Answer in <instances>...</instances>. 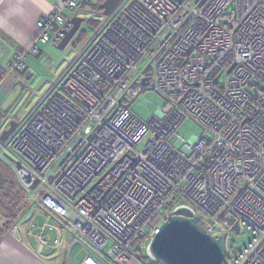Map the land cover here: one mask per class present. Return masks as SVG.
<instances>
[{
	"label": "built area",
	"instance_id": "1",
	"mask_svg": "<svg viewBox=\"0 0 264 264\" xmlns=\"http://www.w3.org/2000/svg\"><path fill=\"white\" fill-rule=\"evenodd\" d=\"M86 3L62 0L37 22L36 40L0 64V91L8 76L27 82L26 59L62 43L64 11ZM105 18L0 140L24 204L69 228L82 264H157L150 244L180 209L226 244L251 234L224 264H264V0H122ZM146 91L165 100L149 121L131 108ZM188 118L205 134L182 139ZM30 224L40 254L61 244L50 222Z\"/></svg>",
	"mask_w": 264,
	"mask_h": 264
},
{
	"label": "crops",
	"instance_id": "2",
	"mask_svg": "<svg viewBox=\"0 0 264 264\" xmlns=\"http://www.w3.org/2000/svg\"><path fill=\"white\" fill-rule=\"evenodd\" d=\"M61 1L0 0V64L3 67L9 63L16 53L25 51L36 40L39 34L37 22L50 14ZM102 1L98 0L90 4L86 3L78 10L67 9L64 11V14L67 18L72 19L74 16H80L82 12H85L88 5L90 7H100ZM68 14H72V16L69 17ZM83 31L84 24H82L77 37L75 36L76 39L74 40L75 37L73 38L74 44L76 40H79V35ZM39 45L40 49L41 46H44L46 49L49 46L48 43ZM31 61H33V58ZM16 85L19 84L16 83L14 77H6L2 82L0 94H6ZM14 179H16L15 176ZM15 191L16 187L13 186L9 189V194L0 192V196L4 195L6 197L7 203L5 206L10 210L9 216L12 217L10 220H13V223L9 220L10 222L4 224L2 218H0V225L5 226V231L0 233V264H82L87 255V250L80 243L71 240V238L61 241L58 247H50V249L45 250L42 254L38 252L35 238L25 232L31 226L30 223L35 221L39 225H42L38 220L39 217H42L44 218V223L48 221L60 229L62 236H64L68 229L35 203H28L27 208L23 211L18 209L17 203L11 209L10 200L14 198L15 195L13 193ZM2 207L3 204L0 203V211ZM50 220H53L54 223ZM15 221L20 222L22 228L13 229ZM78 246H81L86 252Z\"/></svg>",
	"mask_w": 264,
	"mask_h": 264
},
{
	"label": "rangeland",
	"instance_id": "3",
	"mask_svg": "<svg viewBox=\"0 0 264 264\" xmlns=\"http://www.w3.org/2000/svg\"><path fill=\"white\" fill-rule=\"evenodd\" d=\"M90 1L95 2L98 0ZM103 1L101 2L100 7H90L88 5V7L85 9V12L80 14V16L85 19L84 31L82 32L79 40L75 41V44L73 41H71L64 50H60L57 48V45L48 43V49H46L44 46H41L42 53L39 56L30 55L26 59L27 74L29 76L27 82L25 84L16 85L6 94H0V121L2 122L4 119L2 126H0V135L9 126V123L14 118L22 119L25 117L30 108L37 102L39 96L45 94L51 84L56 83L59 76L67 67L68 63L76 58V56L79 54V50L85 45L89 37L94 34L96 25L106 19L102 14L101 6ZM68 15L69 17L72 16V14ZM32 58L33 61H31ZM164 104L165 100L160 94L155 91H146L142 93L137 99H135L131 105V108L140 119L143 121H149L153 116L157 115L158 111L164 106ZM177 133L182 139L186 141H191L195 136L200 137L205 134L203 128L195 123L191 118H188L180 126ZM141 148L142 146L139 147L138 150H141ZM4 165L5 162L0 159V168H4L2 171H5V173L9 171L7 174L14 178L13 170H10V168L7 166L4 167ZM9 179L11 180L12 178L9 177ZM6 186V189H0L1 193H9V189L13 187L9 186L8 183ZM16 188V191L13 193L15 196L10 200L11 209L14 208L13 205L15 206V204H18L19 202L20 196H17V193L21 195L24 194L19 186ZM0 203L3 204V207L0 211V218H2V222L4 224H7L10 221L13 223V220H10L12 217L9 216L10 210L5 206L7 200L4 195L0 196ZM38 220L40 223H44V218L39 217ZM50 221L54 223L53 220ZM0 227L5 228L3 225H0ZM67 229L69 232H65L64 236H62L61 233V241L71 238V232L69 228ZM55 236V233H52V237L54 238ZM250 238L251 234L247 231H241L239 234H233L228 238L227 241L228 250H232L237 246L243 245L244 243L248 242ZM80 245L83 246L85 250H87L83 244ZM81 246L78 247L83 250ZM228 252L230 253V251Z\"/></svg>",
	"mask_w": 264,
	"mask_h": 264
},
{
	"label": "water",
	"instance_id": "4",
	"mask_svg": "<svg viewBox=\"0 0 264 264\" xmlns=\"http://www.w3.org/2000/svg\"><path fill=\"white\" fill-rule=\"evenodd\" d=\"M121 1L104 0L102 14L110 16ZM71 21L73 27L57 46L60 50H64L78 34L85 19L74 16ZM16 126L17 122L13 119L9 128L0 135V140L5 142ZM235 229H239L237 224ZM150 252L160 264H224L227 260L226 237H212L205 230L201 218L195 217L188 209H180L162 225L161 232L150 244Z\"/></svg>",
	"mask_w": 264,
	"mask_h": 264
},
{
	"label": "trees",
	"instance_id": "5",
	"mask_svg": "<svg viewBox=\"0 0 264 264\" xmlns=\"http://www.w3.org/2000/svg\"><path fill=\"white\" fill-rule=\"evenodd\" d=\"M99 24H97L96 25V27L98 26ZM82 34V33H81ZM81 34L79 35V38L81 37ZM0 124H2V122L0 121ZM2 161H4L5 162V165H4V167L5 166H7V167H9L10 168V170L12 169V167L10 166V164L9 163H7L5 160H3V159H1ZM2 170H4V168H0V189H6V184L8 183L9 184V186H15V187H18V186H21L20 185V183L17 181V179H14L12 176H9L7 173L9 172V171H7V173H5V171H2ZM13 170V169H12ZM14 172V171H13ZM14 176H15V178H16V175H15V172H14ZM8 177H11L12 179L10 180ZM16 180V181H15ZM5 181H6V183H5ZM22 188V186L20 187V189ZM17 189V188H16ZM22 191H23V195H21V194H19V193H17V196H20L19 197V203H18V209L20 210V211H23L25 208H27V204L25 205L24 204V202H25V198H26V194H25V191L23 190V188H22ZM0 192H1V190H0ZM6 194H9V193H7L6 192ZM22 205H24V207H22ZM18 210V211H19ZM3 227H0V233H2V232H4L5 231V229L3 228ZM157 264H160L159 262H157Z\"/></svg>",
	"mask_w": 264,
	"mask_h": 264
}]
</instances>
